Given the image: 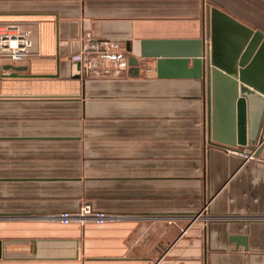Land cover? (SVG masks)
I'll list each match as a JSON object with an SVG mask.
<instances>
[{
	"label": "crops",
	"instance_id": "1",
	"mask_svg": "<svg viewBox=\"0 0 264 264\" xmlns=\"http://www.w3.org/2000/svg\"><path fill=\"white\" fill-rule=\"evenodd\" d=\"M211 6L264 34V0H0L33 41L0 72V264H264V130L252 159L215 145L204 83L139 57L142 40L208 41ZM85 36L137 75L83 76ZM83 204L113 219L57 220Z\"/></svg>",
	"mask_w": 264,
	"mask_h": 264
},
{
	"label": "water",
	"instance_id": "2",
	"mask_svg": "<svg viewBox=\"0 0 264 264\" xmlns=\"http://www.w3.org/2000/svg\"><path fill=\"white\" fill-rule=\"evenodd\" d=\"M139 57L155 60L158 78L201 80L213 143L238 152L240 148L257 146L253 156L258 155L264 130L263 32L211 6L208 41L142 40ZM128 63L137 75V58L130 56ZM3 69L25 70L11 65ZM234 240L245 246L244 238Z\"/></svg>",
	"mask_w": 264,
	"mask_h": 264
},
{
	"label": "built area",
	"instance_id": "3",
	"mask_svg": "<svg viewBox=\"0 0 264 264\" xmlns=\"http://www.w3.org/2000/svg\"><path fill=\"white\" fill-rule=\"evenodd\" d=\"M33 41L30 31H25L17 23H0V72L5 64H20L32 55ZM129 53L118 43L105 39H93L85 36L80 50L70 56L78 72L89 78L121 77L129 70ZM234 151L236 150L230 149ZM254 152L244 153V159H252ZM57 220L62 224L93 222L101 225L113 219V216L94 210L89 204H83L76 212H61Z\"/></svg>",
	"mask_w": 264,
	"mask_h": 264
}]
</instances>
